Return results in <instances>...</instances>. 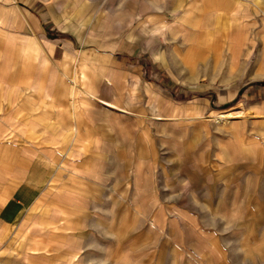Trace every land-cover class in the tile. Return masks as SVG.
Instances as JSON below:
<instances>
[{
  "label": "crops",
  "instance_id": "0c3cea01",
  "mask_svg": "<svg viewBox=\"0 0 264 264\" xmlns=\"http://www.w3.org/2000/svg\"><path fill=\"white\" fill-rule=\"evenodd\" d=\"M263 14L264 0H0V264H130L134 249L164 264L155 238L170 212L177 264H264V138L256 123H230L257 114L236 106L207 117L224 128L192 120L190 145L174 148L189 155V176L171 184L194 194L166 201L165 179L151 177L165 173V137L149 124L135 130L130 108L135 77L165 86L160 51L205 80L191 114L237 100L245 84L222 93L215 83L226 88L246 66H226V51L198 50L200 40L216 28L223 45L248 41L247 63ZM170 42L179 48L165 50Z\"/></svg>",
  "mask_w": 264,
  "mask_h": 264
},
{
  "label": "rangeland",
  "instance_id": "374dc122",
  "mask_svg": "<svg viewBox=\"0 0 264 264\" xmlns=\"http://www.w3.org/2000/svg\"><path fill=\"white\" fill-rule=\"evenodd\" d=\"M250 30L253 29L247 27V32H250ZM261 38H262L261 42L252 43L253 45L256 44V51L254 55L247 60V63L245 62V59L242 56H240L241 55L240 53L244 52L245 49H247L249 44L248 41L246 42L243 39H239L236 42H228L225 45H223V42L219 41V31L216 28L215 29L209 28L207 35L201 38L203 40L200 41L202 43H205V45L200 46L198 50L204 49L207 51V53H219L218 51L223 49L224 51H226V56L221 58V60L226 66L228 65V63H231V65H233L232 68L236 70L240 69L241 66L243 65L246 66L244 68L246 71L245 73L236 74V75L235 73H233L232 75L233 78L231 80H228V82L232 81V83L230 84L227 83V85L225 86L226 88L221 86L219 80H216L215 83V88L217 87L222 88V93H226L231 87H242L245 84L244 90H242V95L237 100L231 101L229 103H221V102L217 103L215 104L214 110L211 111L208 108L209 111H204L203 114H200L198 112L196 114H191L192 110L189 108V104H190L189 97H191V94L201 92V91L197 92L198 91L197 86H200L203 82H205V80H202L200 85L199 83L193 82L194 80L190 79L189 72L186 69L184 63L181 62L178 58L173 57L172 54H170L169 57L166 58L164 53L160 51L159 53L163 55L164 60L161 62L157 61L161 66H164L163 67L164 73L165 75H167L165 86H162L156 80L153 81L155 84H146L143 80H139L136 77L134 78V89H133L134 104L130 108L133 110V112H135L133 114L135 119V130L138 129L140 126H145L149 124V127L151 129L153 128V130L159 128L161 134L165 137L166 157H167L166 168L164 170L165 173L164 175L162 173L158 175L157 169H155L154 170L155 172L153 175H151V177H155L156 179L160 178V180L165 179V185L164 187L161 186L160 191L165 196L166 201H170L174 199L175 200L189 199L190 196L194 194V192L190 190L189 186H178L176 184H171L172 181H175L177 178L182 176L180 175V173L187 174L184 175L185 177L189 176V168L191 166L189 161V155H187V157L185 158L184 154H181V156H184L183 158H185L186 162L180 163L178 159H181L183 161V158H179L181 157L179 154L178 156H175L174 151L176 150H174V148L177 146L185 147L190 145L189 139L191 137V131H192L191 128L193 127L194 124L193 123L194 121L192 120L209 119L207 117H209L215 112L231 110L236 106H242L247 110H251L255 112L257 116L254 117L248 116L249 118L247 117V118L239 119L236 121H232L230 123H236L237 121H244V120L248 121L249 124L252 126L255 125L256 123L257 126L259 125L262 130L261 132H259L260 137L262 135V137L264 138L263 135L264 134V56L262 53V49L264 48V25L261 26ZM189 41L194 43L197 42V41H192L191 39H189ZM194 43L191 45L189 51L187 52L186 57L183 59L189 65L196 64L195 62L196 60H198L196 58V54L193 55V53H191L193 50ZM163 48L165 50H173L179 47H176V45L173 42H170L164 44ZM231 53H233L234 56L233 55L231 56ZM258 54H260V56L257 60ZM219 60L220 59L217 57L216 62H219ZM256 60H257V69H256L257 75L251 73L253 65L256 63ZM207 61L211 62L213 61V59L208 58ZM203 63L205 64V62ZM201 66L202 63H200L199 66L197 67L200 68ZM251 84L254 85V89L252 91H249V93H251L253 96L252 97L250 96V98H248L249 97V95L247 94L248 90L246 89L250 87ZM158 85H160L163 89L160 88ZM176 88L179 89L177 90L176 94L177 95L183 94L184 96H186L185 99L183 98L177 99L174 96V92H175L174 90ZM217 90L218 91H215V93L219 92V89ZM208 92L211 93L213 92V90H210ZM198 104H200L199 101ZM251 105H253V107L255 106L256 108L254 107V109H252ZM193 110L195 111V108H193ZM180 115H184V117H186L187 119L185 120L176 119ZM155 116H161L162 119L156 120L152 118ZM209 120L215 127L224 128L230 124L227 123L228 121L227 122L219 121L215 119L214 120L209 119ZM232 143L236 144V141L231 142V144ZM219 188L220 187L218 186H214V194L220 192ZM227 188L235 189V187L233 186ZM197 193L198 194L201 193V191H199V188ZM165 220L166 222H164ZM172 220L177 222V216L173 215V212H170V214L163 217L162 221L164 222V227L162 229L165 230L164 231L165 233L162 234V236L161 234H157V238H155V243H157L158 238L161 237L162 241L160 242H162V244L165 247L164 264H177V261L173 260L174 254L173 255L169 254L166 245V243H168V245H171V243L172 245H174V243L179 241L178 233L174 234L173 232H169V229L171 228L169 225H170V221ZM152 227H156V226H152ZM152 236H155V234ZM165 238L168 239V242ZM142 252H143V256H142ZM145 252L146 250L141 251L134 249L132 251L133 260L131 259L132 263L130 264H146V263L148 264V261H145L144 263L142 262V260H144L146 257ZM150 254L152 255L153 252L151 251Z\"/></svg>",
  "mask_w": 264,
  "mask_h": 264
}]
</instances>
